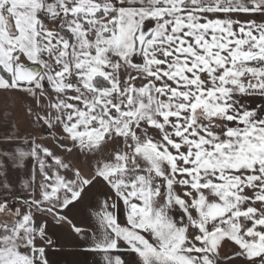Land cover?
Masks as SVG:
<instances>
[{"label":"snow or ice","instance_id":"snow-or-ice-1","mask_svg":"<svg viewBox=\"0 0 264 264\" xmlns=\"http://www.w3.org/2000/svg\"><path fill=\"white\" fill-rule=\"evenodd\" d=\"M0 91L68 142L24 151L0 113V156L42 177L29 199L0 180V264H49L98 185L73 230L101 264H264V0H0Z\"/></svg>","mask_w":264,"mask_h":264},{"label":"rangeland","instance_id":"rangeland-1","mask_svg":"<svg viewBox=\"0 0 264 264\" xmlns=\"http://www.w3.org/2000/svg\"><path fill=\"white\" fill-rule=\"evenodd\" d=\"M242 18L248 19L246 16ZM250 99H252L253 107L259 102L258 98ZM31 104L35 107V101ZM44 128L47 127H42L40 124L34 126V132L30 136V142L35 139L37 144H43L53 149L57 155L65 154L66 149L59 147L52 140V136L48 135L47 132L43 133ZM66 158L72 161L77 159L76 156H67ZM28 160L30 164L28 177L31 179V183L30 188H28L24 194L25 199L30 198L27 193L31 192L34 187H38V184L42 179L35 161L31 158ZM80 161L81 167H83V157H80ZM61 174H63V172ZM109 194V190L104 185H98L97 187L92 188L80 202L75 204L74 207L69 206V208L63 210V214L67 217V219L49 231V235L56 241L54 249H47V259L49 264H101V260L96 253L86 250L88 248V244L76 234L73 230V225L84 230L82 235H90L91 232L89 230L94 225L93 213L99 210L101 202ZM114 211H116L118 216H122L120 209H116ZM37 223H39V220H37ZM119 254L124 260L128 261V264H134L136 259L134 254H130L123 250Z\"/></svg>","mask_w":264,"mask_h":264},{"label":"crops","instance_id":"crops-1","mask_svg":"<svg viewBox=\"0 0 264 264\" xmlns=\"http://www.w3.org/2000/svg\"><path fill=\"white\" fill-rule=\"evenodd\" d=\"M23 96L19 92H7L0 91V113L8 110L12 113L10 119H15L19 125V134L21 139L17 141V144L21 147L22 150L28 151L31 147L30 136L34 132V127L31 124L29 118L24 115L25 109L22 107ZM33 101H29L32 103ZM27 141V143H25ZM7 144H0V148H6ZM0 159H3L5 164V176H0V180L5 178L11 184L12 188L18 193L23 192L24 194L30 188V178L28 177L29 172V160L27 158L23 162V167L13 168L12 162L7 158L0 156ZM31 163V160H30ZM29 184V185H28ZM11 200V197H8ZM235 246L229 247L228 244L221 249V254L223 256L230 255ZM232 263L243 264L239 259L233 260ZM220 264H228L227 260H221Z\"/></svg>","mask_w":264,"mask_h":264},{"label":"water","instance_id":"water-1","mask_svg":"<svg viewBox=\"0 0 264 264\" xmlns=\"http://www.w3.org/2000/svg\"><path fill=\"white\" fill-rule=\"evenodd\" d=\"M52 140L59 146L61 147V144H67L68 142L67 141H64L62 139H60L59 137H57L56 140L53 139V135H52Z\"/></svg>","mask_w":264,"mask_h":264},{"label":"flooded vegetation","instance_id":"flooded-vegetation-1","mask_svg":"<svg viewBox=\"0 0 264 264\" xmlns=\"http://www.w3.org/2000/svg\"><path fill=\"white\" fill-rule=\"evenodd\" d=\"M44 132H47V134L49 135V130H48L47 128H44V129H43V133H44ZM51 136H52V135H51Z\"/></svg>","mask_w":264,"mask_h":264}]
</instances>
